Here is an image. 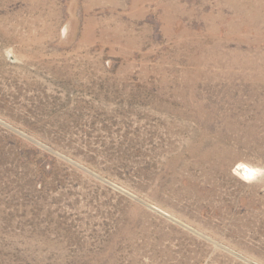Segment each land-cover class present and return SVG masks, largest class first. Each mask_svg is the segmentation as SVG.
Wrapping results in <instances>:
<instances>
[{"label": "rangeland", "instance_id": "1", "mask_svg": "<svg viewBox=\"0 0 264 264\" xmlns=\"http://www.w3.org/2000/svg\"><path fill=\"white\" fill-rule=\"evenodd\" d=\"M0 264H264V0H0Z\"/></svg>", "mask_w": 264, "mask_h": 264}]
</instances>
